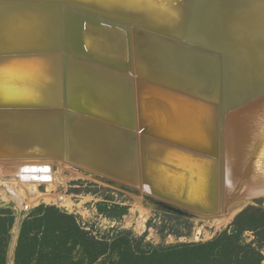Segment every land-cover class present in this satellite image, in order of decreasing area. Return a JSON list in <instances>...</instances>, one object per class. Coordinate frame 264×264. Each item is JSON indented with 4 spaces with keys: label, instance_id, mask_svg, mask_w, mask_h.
Returning <instances> with one entry per match:
<instances>
[{
    "label": "bare ground",
    "instance_id": "bare-ground-1",
    "mask_svg": "<svg viewBox=\"0 0 264 264\" xmlns=\"http://www.w3.org/2000/svg\"><path fill=\"white\" fill-rule=\"evenodd\" d=\"M67 10L0 8V52H17L0 56V174L13 165L16 184L27 186L32 200L41 184L64 182L63 173L75 175L78 168L185 211L219 217L217 225L264 197L239 200L264 191V154L258 168L245 165L251 141L264 131L263 104L226 120L230 162L226 200H220L216 57ZM31 49L43 51L22 52ZM137 80L140 103L160 99L168 122L150 130V120L138 116ZM57 203L72 206L68 197ZM142 215L127 218L138 233Z\"/></svg>",
    "mask_w": 264,
    "mask_h": 264
},
{
    "label": "water",
    "instance_id": "water-1",
    "mask_svg": "<svg viewBox=\"0 0 264 264\" xmlns=\"http://www.w3.org/2000/svg\"><path fill=\"white\" fill-rule=\"evenodd\" d=\"M0 4V8L57 12L60 6L66 5L70 11L80 10L109 23L133 26L216 57L217 100L213 105L220 128L219 195L221 202L226 200V173L230 162L225 150L226 120L264 104V0H0ZM12 53L17 52H0V56ZM139 81L132 84L134 103L138 116L143 113L150 120L152 130L155 122L169 121L166 120L167 110L158 98H153L154 103H140L138 93L142 82ZM247 153L246 168H258L264 154V131L251 141ZM239 196V200L264 196V191Z\"/></svg>",
    "mask_w": 264,
    "mask_h": 264
},
{
    "label": "rangeland",
    "instance_id": "rangeland-1",
    "mask_svg": "<svg viewBox=\"0 0 264 264\" xmlns=\"http://www.w3.org/2000/svg\"><path fill=\"white\" fill-rule=\"evenodd\" d=\"M75 171V175L63 173V176H66L65 181L54 183L49 188L41 184L38 187L41 194L30 200L27 186L16 184L17 173L13 165L1 169V182L11 186L21 198L17 202L5 189L4 184H0V212L9 213L13 221L10 228L7 264H13L16 242L24 220L35 213L43 214L42 208L46 207H53L69 214L84 231L96 239L108 238L110 241L121 233L132 240L142 241L141 246L147 243L160 247L207 243L220 239L226 232L231 235V240L227 244L222 240L221 244L229 251V255H218L214 264H247V259H253L255 256L252 254L251 257V253L245 252L246 250L250 252V249L262 256L256 264H264V197L249 200L238 208L229 222L217 225L219 217H216L217 219L203 217L144 195L134 188L118 187L110 180H99L87 171L78 168ZM59 197L65 199L68 197L72 206L67 208L64 203L58 206ZM107 205L117 206L118 209H106L104 206ZM24 206H27L28 210L19 217V209ZM26 212L28 214H25ZM244 213H247V218L239 222V225H235L243 230L236 233L233 231L234 223L238 222ZM255 214L260 215V220L246 224L249 215ZM131 215L132 219L141 215L144 217V228L140 233L129 224L127 218ZM236 244L242 246V251L238 254ZM132 246L134 247V243ZM230 256L232 259L229 261Z\"/></svg>",
    "mask_w": 264,
    "mask_h": 264
},
{
    "label": "trees",
    "instance_id": "trees-1",
    "mask_svg": "<svg viewBox=\"0 0 264 264\" xmlns=\"http://www.w3.org/2000/svg\"><path fill=\"white\" fill-rule=\"evenodd\" d=\"M104 207L118 209L114 205ZM42 209L43 214H32L22 223L13 264H214L218 255H229V251L221 244L222 240H225V244L231 240V235L226 232L220 239L207 243L168 247L147 243L141 246L142 241L132 240L121 233L110 241L108 238L96 239L69 214L53 207ZM246 218L247 213L242 214L238 222L234 223L233 231L240 233L243 229L235 225ZM259 220V214L249 215L245 223ZM12 223L9 213L0 212V264H7ZM236 247L238 254L242 246L236 244ZM245 252L251 253V257L255 254L253 259H247V264H256L262 257L252 249Z\"/></svg>",
    "mask_w": 264,
    "mask_h": 264
},
{
    "label": "built area",
    "instance_id": "built-area-1",
    "mask_svg": "<svg viewBox=\"0 0 264 264\" xmlns=\"http://www.w3.org/2000/svg\"><path fill=\"white\" fill-rule=\"evenodd\" d=\"M27 210H28L27 206L22 207L21 209H19L18 216L20 217L21 214L24 213ZM25 214H28V212H26Z\"/></svg>",
    "mask_w": 264,
    "mask_h": 264
}]
</instances>
